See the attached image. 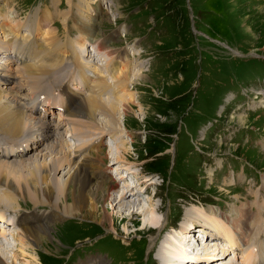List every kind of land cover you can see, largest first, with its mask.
I'll use <instances>...</instances> for the list:
<instances>
[{"label": "rangeland", "instance_id": "1", "mask_svg": "<svg viewBox=\"0 0 264 264\" xmlns=\"http://www.w3.org/2000/svg\"><path fill=\"white\" fill-rule=\"evenodd\" d=\"M49 9L52 10L53 17L48 12ZM6 14L9 15V19L13 17L17 19L18 32L15 33L18 35H21L20 29L23 22L27 32L30 25L32 28L31 21L37 19V16L46 14L50 16L49 22L39 24L37 43H42L43 46L49 44L57 62L60 53L67 51V44L73 50V47L80 49L83 51V62L88 67H100L103 76L97 80L110 83L105 84L100 81L101 86L110 85L117 92V96L125 98L130 91L134 100V104L128 105L124 113L121 111L115 113L116 128H120V131L104 129L107 132L102 142L93 149L90 147L87 150L89 159L87 157L86 159L95 161L98 165L89 170V177L95 182L103 183V190L99 192V194L102 193L103 198L97 201L98 209H92L87 203L84 209L86 217H75V215L62 214V210L48 205L34 206L30 200L25 202L19 197L16 199L20 201L22 208L10 207L9 209V206H5V203L0 201V208L7 220L14 219L22 213L37 212L44 213L46 216L41 215L37 223L49 225L48 236L43 237L39 243L31 244L33 249L27 252L31 260L36 259L35 264H41V262L59 264L60 258L67 257L74 247L89 246L91 241L88 240L91 239L87 238L93 235L100 238L98 245L94 247L96 249L101 243L110 242L111 237L116 241L120 239L126 244L127 248L123 246L118 248L120 255L117 259H121L117 261V264H158L155 252L156 245L159 243L157 237L159 232V237L163 235L164 228L170 225H182L186 221L187 214L195 208L212 209L216 214L236 218L237 212H241V208L237 207L241 204H246L248 214L256 216L261 212V218L257 223L250 220L248 227L252 232L254 229L255 231L248 237L245 246L253 253L256 252L254 246L264 241L263 237L262 241L255 240L253 243L254 237H262L263 233L258 228L264 224V148L261 146V143H264L262 132L264 131V110L252 112L239 104H246L253 100L248 99L247 92L251 96L257 95L259 101L264 100L262 92L256 93L264 90V0H0V23L7 20ZM31 16H33L32 19ZM83 23L89 26V34L83 33L84 29L81 27ZM153 25L155 26L152 27ZM118 28L119 32L113 36V39L110 38L109 44L126 50H131L135 44L134 53L136 54L133 53V56H130V52L127 56L128 53L124 50V55L131 61L130 69L128 63L124 61L125 69L132 73L139 70L142 72L139 81L133 80V77H138L131 76L132 81H127L130 83L128 89H126L127 83L122 88L115 85V80L108 72L109 69L111 71L113 63H116L113 66H119L118 53L110 57L113 63L107 68L105 44L100 41L103 43L102 49H96L95 45L102 35L107 37ZM4 29L5 26L1 25L0 30ZM8 31L9 29L3 32ZM2 36L0 32L1 39L4 38ZM53 40L56 41L55 44ZM114 42L120 45L116 46ZM4 48L5 46L1 44L0 55L4 52ZM111 53V51L107 52L108 55ZM120 54L123 56V53ZM56 65L51 70L55 71L52 75L54 79L48 75L45 77L43 84L46 92L61 89L60 82L65 73L57 75L60 71L67 73L63 84L68 86H75V82L80 84L84 67L70 61ZM89 69H91L89 73L85 69V74L97 72L95 68ZM13 70H18L17 74L6 70L12 76L4 77L7 78L5 84L11 83L10 87L15 88L18 83L24 81V70L16 67ZM15 76H18L20 81ZM48 82L54 85H48ZM110 87L105 88L100 98L108 100L114 96ZM24 90L23 88L22 91ZM230 94H233V97ZM118 109L120 110V107ZM54 118L50 116L48 124L40 130L43 135L52 134L48 125L55 122ZM96 121L102 125V116L98 114ZM69 126V124L66 126V135L70 134ZM250 128L253 129L251 133ZM71 136L69 147L73 149L75 156V146L81 139ZM192 141H197L202 157L200 152H197L198 149H194ZM71 142L74 147H71ZM31 145L30 142L29 151L34 149ZM119 146H125L124 155L118 149ZM155 147V150L149 151ZM44 152L45 150L39 155L37 152L31 156L39 159ZM158 154L162 155L157 156ZM51 155H46L45 159L47 161L52 159ZM205 155H209L210 160ZM82 156H77L78 161ZM113 157L119 159L112 161ZM108 169L109 171L114 169L117 173L124 170L131 179L134 178L136 181L132 184L125 181L117 188L119 182L112 174L109 173L101 178L105 174L103 172ZM62 171L65 172L66 169L62 168L56 175L63 174ZM119 178L123 180L124 175L119 174ZM125 183H128L129 189L132 187V191L139 194L133 193L138 199L137 207L133 206L134 216L129 215L123 206L117 205L113 208L109 202L113 197L122 198L121 193H124ZM142 183L148 185L146 190L140 185ZM41 185L43 186L44 182H41ZM115 189L118 193L113 196L111 191ZM2 191L3 188L0 187V193ZM151 202L157 206V225L148 223L151 220L148 211ZM101 208L109 212L111 226L106 222L101 224L92 219L99 218ZM233 208H235L236 216L233 215ZM144 209L146 213L142 212ZM8 210L13 213H9ZM54 211L58 212L57 218ZM186 211H188L187 214ZM71 218L90 220L95 223V226L89 222H79L72 227L66 223ZM62 222L64 223L61 224ZM142 223L148 225L147 229L140 228ZM190 223L192 225H188L185 230L182 226L186 234L191 235L196 228L202 230L199 221ZM194 223H198V227L194 226ZM99 227L104 232H101ZM15 228V233L8 238L12 249L7 248L3 256L0 253L5 264H25L27 260V257H22L19 250L22 246L20 228L17 226ZM9 232L12 233V231ZM174 233L168 231L163 236L164 240L166 239L165 243L175 244L169 240L174 237ZM204 233L203 235L211 236H206L208 240L217 238L216 235L209 234L206 229ZM146 236L148 241L145 242ZM149 236L153 239L149 240ZM184 238L185 235L177 246L181 252L187 254L183 244L187 238ZM163 244L161 243L159 250L167 251V254L162 251L164 255L161 259L164 264H168L173 259L169 258V250H165L162 247ZM197 244L200 245V243ZM224 244L227 245L228 250L234 252V249H230L226 242H222L220 247L226 248ZM242 248L235 250L236 254L242 257L241 263H243ZM193 249L191 247L189 251ZM200 252L193 253L197 259L184 258L188 259L184 264H189V260L203 264L218 260L213 259L207 263L210 259L206 260L204 256L206 252L202 253L204 252L202 249ZM40 253H42V261ZM98 255L99 252L88 248L83 250L75 261L72 258L68 263L79 264ZM227 256L232 260V256L228 253L225 258L223 256V262L229 261ZM99 257L103 261L102 264L110 263L105 255L101 254ZM180 257L179 254L174 264L184 260ZM159 264L162 262L159 261Z\"/></svg>", "mask_w": 264, "mask_h": 264}, {"label": "bare ground", "instance_id": "2", "mask_svg": "<svg viewBox=\"0 0 264 264\" xmlns=\"http://www.w3.org/2000/svg\"><path fill=\"white\" fill-rule=\"evenodd\" d=\"M46 15H39L40 17L37 16V19L31 21L33 34H35V31L37 32V29L40 26V22L43 24L49 22L50 19L48 17L50 16ZM33 16H31V19ZM5 18L8 21L4 20L0 23V26H5L4 30H0L3 35L2 37H4L3 39H1L0 37V45H4L5 48L12 51V54H16L18 63H16L15 67L24 70V81L18 83V86L15 88L5 86L2 87V91H0V136L2 135L3 138V141H0V187L3 188L2 193H0V201L5 203V206H9V209L10 207L22 208L20 201L16 199V197H19L25 202L27 200H30L34 206L48 205L49 207L62 210L63 212L61 213L67 214V216L68 214H70L77 217H84V209L86 204L89 203L92 209L96 210L98 209L97 201L103 198L102 193L99 194V192L103 190V183L95 182L89 177V170H91L92 167L94 168V166H98L95 161H88L89 158L87 157L89 156V153L87 152L88 148L96 147V145H94V142H91L93 141L91 137L97 136L96 138H98V140L101 142L103 140L104 134L107 131L115 132L118 131L117 129H119L120 131V128H116L117 117H115V113L116 111H121L122 113H124V111L128 108V105L130 106L134 104V100L130 94L131 92L129 91L127 98L117 96V92H115L114 89L110 87V85L106 87L101 86V82L108 84L104 80H100V82L99 80L91 79L90 82L88 79L87 83L86 81L84 83V85H88L87 91L85 89V91L88 93H85L81 97L76 94V100H69L66 114L59 116L56 122V128L59 129V126H62L63 122L67 121L70 125L69 127L71 129V132H73L77 137L84 138H82V141H80V143L75 146V153L77 151L80 152L77 156L83 155L78 161L80 163L79 164L69 156V149L65 144H55L49 142L51 135L49 133L43 135L40 132V130L42 128H45V125L48 124L47 122L49 121V117L53 116V112L48 111L47 115H44L42 117H39L37 114L36 116H33L30 112V108L34 106L35 102H47L48 104L49 100L53 97H43V99H40L37 92L42 88L41 82L43 81V79H46V75H53V72H55L51 71L53 69V66L59 63L60 60L64 59V55L67 54V51L64 53L61 52L58 57V62L57 60L55 61L51 46H49V44L48 46H43L41 45L42 43H32V45H30L27 40H25L26 38L23 35H18L15 33L17 31V19L14 17L9 19L8 14L5 15ZM81 27L82 29H84L83 25ZM8 29V32H3ZM5 41H7V43ZM55 43L56 41L53 40V44ZM103 43H97V48L102 49ZM78 54L79 53L76 51L75 57H78ZM124 61L127 62L129 66V59L127 58V56L124 55V53L123 56L118 53L117 62L119 66H113L114 69L112 67L111 71H108L112 79H115L118 87L121 88L124 87L127 81H132L133 75L138 77H133L134 81H139L141 79L140 77L142 76V72L140 70L132 73V71L125 69L126 64L124 63ZM5 69L11 70V72L13 71V68L11 66L6 67ZM6 70L0 69V79L4 78L1 77V73H4V76H12V74L6 72ZM17 72L18 70L15 71L16 74ZM15 78L20 81V78L18 76H15ZM51 78L54 79L53 77ZM20 87L22 89L24 88L25 90L27 89L28 93H25V90L22 91ZM107 87H110L111 93H113L114 96L108 100H103L102 98H100V95ZM67 90H65L64 92H66ZM27 105L29 106L28 112L26 110ZM119 107L120 110L118 109ZM98 114L102 116V125H99L98 121H96V117L98 116ZM104 129H107V131L105 132ZM30 142L32 144V148L38 149V155L42 150H45V152L41 154L39 158L40 160L31 155H28L20 160L12 159L13 156L22 157L25 153H27L29 151ZM25 146H27L26 151H21V149ZM124 147L125 146L118 147L123 155L126 151ZM16 150L17 152L10 158H7V156L4 157L5 153L12 154ZM51 154H53V156ZM46 155H51L52 159L47 161L45 159ZM86 157L88 159H86ZM115 159L118 160L119 158L115 157L112 161H115ZM89 163L91 164L89 165ZM62 168H65L66 171H62V173H64L57 176V171L62 170ZM103 173L106 172L104 171ZM41 182H44L43 186L41 185ZM76 183L77 186H75ZM73 185L75 187H73ZM124 185L123 187H125V190L124 193H121L123 194L122 198L115 199L113 197L109 202L113 208H115L117 205L123 206L124 209L128 211L129 215L134 216L135 212L133 211V206L135 205V207H137L136 205L138 199L137 195H133V193L138 194V192L132 191V187L129 189L128 183H125ZM237 208H241V212H237V216L234 213L235 208L232 209L233 215H235L236 218L229 217L225 214H216V212L212 209L205 210L203 208H195L192 209L189 213L188 211H186V214L188 213L187 218L182 225H179V234L177 233L175 235V232L173 234L174 237L169 239L170 242H175V244L165 243L166 239L164 240V237L161 241L162 244L164 243V246L162 247L165 248V250H169V258L173 259L168 264H174L179 254L181 256V260L188 257L190 259H197V256H193L194 252L189 251L191 247L187 245V239L183 241V244L187 249L183 250H185L187 254L181 252L178 248L179 246H177V244L182 241L183 235H185V238L190 235L186 234L184 230L188 225H192L190 222L195 221H199L201 223V231L204 232L205 229L207 231L208 229H213V232L211 231L209 232V234L216 235L217 237L211 240H208L207 238L203 243H200V245H198L200 249L204 250V252L202 253L206 252L204 254L206 260L210 259L209 261H207V263L211 262L213 259H218L210 264H236L232 260L230 262H223L225 255L228 254L230 250H228L226 244H224L226 245V248L224 246L220 247V244L222 242H226L230 249L236 250L244 247V249L242 248L244 264H264L263 242L254 246L256 247L255 253L245 247L247 245L248 237L251 236L255 230L254 229L252 232L251 229H249L248 225L250 223V220L254 221V223H257L258 219L261 218V212H259V215L256 216H253L250 213L249 215L247 212L246 204H241ZM144 210H142V212L146 213V210ZM100 211L101 213L99 218L92 219L97 220L101 224H104L106 222L109 224V226H111L112 223L110 221L109 212L107 213L103 208H101ZM148 211L150 213L149 216H151V220L148 221V223L151 225H157V206L153 205V203L151 202ZM54 215L57 218L58 212L54 211ZM139 215H141V213ZM59 216H61L60 213ZM2 218V215H0V219ZM182 226L184 227V230ZM147 227L148 225H146V223H142L140 228L144 230L147 229ZM20 228V244H22V246L19 248L20 254L22 255V257H27V260H25V264H35L36 259H34V261L31 260V257L27 252L33 249L31 247V244L39 243L40 241H42L43 237L48 236L49 225L45 223L38 224L36 222L22 225ZM258 230L263 233L262 236L264 237V224L262 226H259ZM2 236L7 237L5 234H2ZM176 237H178L179 240ZM220 238H222L223 240L219 241L218 239ZM160 246L156 251V256L158 261H161L162 264H164L161 257L165 252L167 254V251L162 250L164 252L163 253L161 250H159ZM7 248L12 249L9 243V239H5V241L0 242V253H2V256ZM251 253L253 255H251ZM13 256L15 257V254H13ZM189 261V264H203L195 263V260ZM182 263L184 264L185 262L182 261L179 263L177 261V264ZM0 264H5L1 256ZM90 264L101 263L100 260L97 259L91 261Z\"/></svg>", "mask_w": 264, "mask_h": 264}]
</instances>
